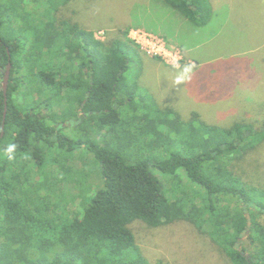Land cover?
<instances>
[{"label": "trees", "instance_id": "16d2710c", "mask_svg": "<svg viewBox=\"0 0 264 264\" xmlns=\"http://www.w3.org/2000/svg\"><path fill=\"white\" fill-rule=\"evenodd\" d=\"M68 1L0 0V264H149L132 224L180 221L232 264H264V188L234 172L264 128L148 102L127 78L144 61L127 31L96 40L62 15ZM155 3L196 28L211 18L209 0ZM46 169L70 172L73 201Z\"/></svg>", "mask_w": 264, "mask_h": 264}, {"label": "rangeland", "instance_id": "374dc122", "mask_svg": "<svg viewBox=\"0 0 264 264\" xmlns=\"http://www.w3.org/2000/svg\"><path fill=\"white\" fill-rule=\"evenodd\" d=\"M209 6L210 20L197 28L155 0H69L62 15L100 42L125 31L130 39L135 36L132 32L141 31L178 52L183 59L178 69L140 50L143 63L130 66L127 78L158 108L172 109L182 121L197 115L215 126L240 121L260 130L264 128V0H209ZM234 172L264 188V145L236 163ZM32 174L42 180L37 169ZM45 174L53 186L61 179L66 197L73 201L70 172L46 169ZM95 177L96 173L83 181L86 186L81 189L85 191ZM260 222L264 224V216ZM132 231L149 264H232L208 235L182 221L157 229L134 222Z\"/></svg>", "mask_w": 264, "mask_h": 264}, {"label": "built area", "instance_id": "2783aa9c", "mask_svg": "<svg viewBox=\"0 0 264 264\" xmlns=\"http://www.w3.org/2000/svg\"><path fill=\"white\" fill-rule=\"evenodd\" d=\"M135 36H130V41L146 56L161 59L166 66L178 69L183 61L182 56L174 49H168L165 43L156 36L134 31ZM101 35V34H99ZM96 40L100 38L94 37Z\"/></svg>", "mask_w": 264, "mask_h": 264}, {"label": "water", "instance_id": "95a60500", "mask_svg": "<svg viewBox=\"0 0 264 264\" xmlns=\"http://www.w3.org/2000/svg\"><path fill=\"white\" fill-rule=\"evenodd\" d=\"M7 53H8L9 61H10V53H9V51ZM11 69H12L11 63L8 62L7 66H6L5 70H4V73H3V76H2L1 85H0V87L2 89V92H3L4 106H5L3 120H5V116H6V112H7V89H8V85H9ZM2 136H3V134H2Z\"/></svg>", "mask_w": 264, "mask_h": 264}, {"label": "clouds", "instance_id": "9594fccd", "mask_svg": "<svg viewBox=\"0 0 264 264\" xmlns=\"http://www.w3.org/2000/svg\"><path fill=\"white\" fill-rule=\"evenodd\" d=\"M14 150H15V145H14V144L8 146V148H7V153L9 154V155H8V159H9V160H12V159H13V155H12V153L14 152Z\"/></svg>", "mask_w": 264, "mask_h": 264}, {"label": "crops", "instance_id": "0c3cea01", "mask_svg": "<svg viewBox=\"0 0 264 264\" xmlns=\"http://www.w3.org/2000/svg\"><path fill=\"white\" fill-rule=\"evenodd\" d=\"M151 34V33H150ZM155 35V34H154ZM186 65H188V64H186Z\"/></svg>", "mask_w": 264, "mask_h": 264}]
</instances>
